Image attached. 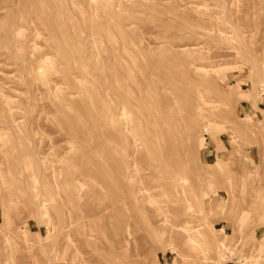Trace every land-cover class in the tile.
Returning a JSON list of instances; mask_svg holds the SVG:
<instances>
[{
	"label": "rangeland",
	"instance_id": "rangeland-1",
	"mask_svg": "<svg viewBox=\"0 0 264 264\" xmlns=\"http://www.w3.org/2000/svg\"><path fill=\"white\" fill-rule=\"evenodd\" d=\"M263 82L264 0H0V264H264Z\"/></svg>",
	"mask_w": 264,
	"mask_h": 264
},
{
	"label": "crops",
	"instance_id": "crops-1",
	"mask_svg": "<svg viewBox=\"0 0 264 264\" xmlns=\"http://www.w3.org/2000/svg\"><path fill=\"white\" fill-rule=\"evenodd\" d=\"M201 98H203V96H201ZM209 103V102H212L210 100H206L204 101V103ZM203 106V103H199L198 105V109H200L201 107ZM251 118L250 117H247V121H249L246 126L248 127H252V124L250 122ZM75 186L78 187L80 190H84L85 188V183L80 181V179L76 178V181H75ZM146 187V191L148 192L147 193V200H146V205L148 203H151V204H154L155 205V209H151L150 207H148L150 209V211L152 212V216H153V220H152V223L156 224V227L158 229V226L159 225H164V226H167L168 228H170L171 230L174 228V229H178L179 232L183 233L184 236H185V231H186V228L184 226H181V225H177L174 223V219H176V215H177V219L178 218H181L182 217V212H175L172 208V204L170 202H168V199L163 202V204H159L156 199L157 196H159L160 192H161V189L159 187V185L157 183H154L150 186H147L145 185ZM88 191V189H87ZM149 196V198H148ZM233 196V195H232ZM232 196L229 197V199H232ZM171 205V206H170ZM96 207H101L99 203H97L95 205ZM41 210L43 212L44 215H46L48 212H47V204H46V200L45 199H42V202H41ZM100 209V212L103 211L102 208H99ZM137 223H135L136 225ZM138 226L136 225V228H135V231L132 232V233H129V234H126V235H118V233H115V242L116 244L118 245L119 249H123V250H134L136 249V247L139 245V247H149V243H144V235L142 233V230L141 228H137ZM234 228L233 227V231H234ZM67 233H69V231L67 230L66 231ZM234 234V232H233ZM80 238V237H79ZM79 238H77L76 241L79 240ZM188 238V237H187ZM139 242V243H138ZM120 251V250H119ZM124 257V258H123ZM129 257H126V256H123L122 255V259L120 260L122 262V264H128L129 260H128ZM85 259H87L85 257ZM125 259V260H123ZM85 261V260H84ZM89 262H91L90 264H93V261L91 259H89ZM79 263H82V264H86V261L83 263L82 261ZM73 264H78V261L74 260V263Z\"/></svg>",
	"mask_w": 264,
	"mask_h": 264
},
{
	"label": "bare ground",
	"instance_id": "bare-ground-1",
	"mask_svg": "<svg viewBox=\"0 0 264 264\" xmlns=\"http://www.w3.org/2000/svg\"><path fill=\"white\" fill-rule=\"evenodd\" d=\"M62 1V0H61ZM75 1V0H74ZM77 1V0H76ZM104 1V0H103ZM81 2L82 1H80V3H79V6H80V4H81ZM83 3H85V2H83ZM89 3V2H88ZM110 3V2H109ZM64 3L62 2V5H63ZM61 5V3H60V9H62V6ZM75 5H77V3L75 4ZM82 6V5H81ZM81 6H80V8H81ZM88 6H90V5H88ZM88 6H87V8H88ZM117 6V5H116ZM82 7H84V5L82 6ZM78 8V7H77ZM86 9V8H85ZM65 10H67V9H65ZM78 10H80L79 8H78ZM90 10V9H89ZM92 10V9H91ZM68 11V10H67ZM88 13H90V14H92L91 13V11L90 12H88ZM91 22H93V21H91ZM107 23V22H106ZM92 24V23H91ZM102 27V26H101ZM91 34V33H90ZM64 35V34H63ZM70 49V48H69ZM72 50V49H71ZM39 51V50H38ZM41 54V53H40ZM46 54V53H45ZM39 55V54H38ZM73 55V54H72ZM37 56V55H36ZM43 56V55H42ZM40 58V57H39ZM38 58V59H39ZM37 59V58H36ZM40 59H42V58H40ZM43 60V59H42ZM75 60V59H74ZM33 62V61H32ZM59 64V63H58ZM35 65V64H34ZM39 67V66H38ZM57 68V67H56ZM57 70V69H56ZM30 71V70H29ZM35 72V71H34ZM32 73V72H31ZM34 76H35V74H34ZM32 78V77H31ZM264 83V82H263ZM173 86V85H172ZM171 86V87H172ZM162 88V87H161ZM175 88V87H174ZM167 89H169V88H167ZM164 92V91H163ZM167 95H169V93L167 94ZM170 96V95H169ZM171 97V96H170ZM162 104V103H161ZM174 108V106H173V104H171V109H173ZM158 112V111H157ZM158 114V113H157ZM177 116V115H176ZM174 122V121H173ZM157 124V123H156ZM176 132V131H175ZM190 132V131H189ZM171 133V132H170ZM173 134H174V132H173ZM177 134H178V132H177ZM152 136V135H151ZM176 136V135H175ZM107 138V137H106ZM173 138V137H172ZM174 139H175V137H174ZM124 141V140H123ZM112 142H113V140H112ZM115 142V141H114ZM176 144V143H175ZM175 144H173V145H175ZM123 145V144H122ZM173 145H170L169 144V146H173ZM178 145V144H177ZM175 146V147H178V146ZM110 148V147H109ZM177 149V148H176ZM166 151V150H165ZM115 154V153H114ZM120 158V157H119ZM107 159H108V157H107ZM108 161V160H107ZM119 161H121V160H119ZM175 161V160H174ZM115 162V161H114ZM177 162V161H176ZM109 163V162H108ZM122 164V163H121ZM176 164V163H175ZM177 165V164H176ZM107 166V165H106ZM113 167V166H112ZM176 167H178V166H176ZM177 169V168H176ZM111 174V173H110ZM169 177V176H168ZM164 178V177H163ZM172 181V180H171ZM141 183V182H140ZM129 185V184H128ZM166 186V185H165ZM143 187V186H142ZM167 187V186H166ZM169 187V186H168ZM123 198V197H122ZM148 198H149V196H148ZM142 199V198H141ZM230 200V199H229ZM151 204V203H150ZM134 206V205H133ZM138 206V205H137ZM171 206V205H170ZM37 208V207H36ZM178 212V211H177ZM179 213V212H178ZM142 222V221H141ZM138 224V223H137ZM143 224V223H142ZM174 229V228H173ZM143 230H145V229H143ZM177 231V230H176ZM177 233V232H176ZM181 233V232H180ZM177 235V234H176ZM181 235V234H180ZM177 237V236H176ZM175 237V238H176ZM186 238V237H185ZM178 239V238H177ZM182 239H180L179 241H181ZM84 260V259H83ZM124 260V259H123ZM129 262V261H128ZM84 263V262H83ZM87 264V263H86Z\"/></svg>",
	"mask_w": 264,
	"mask_h": 264
}]
</instances>
